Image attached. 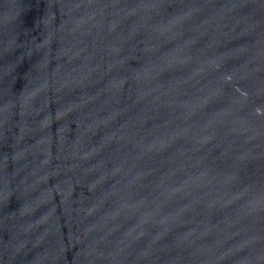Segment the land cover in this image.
<instances>
[{
    "label": "water",
    "instance_id": "water-1",
    "mask_svg": "<svg viewBox=\"0 0 264 264\" xmlns=\"http://www.w3.org/2000/svg\"><path fill=\"white\" fill-rule=\"evenodd\" d=\"M0 264H264V0H0Z\"/></svg>",
    "mask_w": 264,
    "mask_h": 264
}]
</instances>
